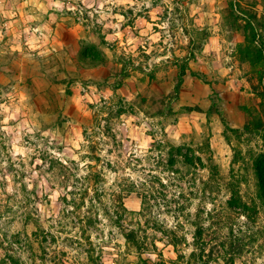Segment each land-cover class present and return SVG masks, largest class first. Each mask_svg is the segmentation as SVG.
<instances>
[{"label": "rangeland", "instance_id": "rangeland-1", "mask_svg": "<svg viewBox=\"0 0 264 264\" xmlns=\"http://www.w3.org/2000/svg\"><path fill=\"white\" fill-rule=\"evenodd\" d=\"M30 1L0 0V264H264V0Z\"/></svg>", "mask_w": 264, "mask_h": 264}, {"label": "trees", "instance_id": "trees-1", "mask_svg": "<svg viewBox=\"0 0 264 264\" xmlns=\"http://www.w3.org/2000/svg\"><path fill=\"white\" fill-rule=\"evenodd\" d=\"M258 56H259V58H261V51H258ZM185 76H186V69L185 68H181L180 69V72L178 73V76H177L176 85L174 87L175 97L176 98L179 97V95H180L181 87H182V85L184 83ZM211 108H212V106H211ZM249 113L251 114L253 112H250L249 111ZM175 157L177 159H175ZM179 158H182L183 161H184V164L187 165V166H193V165H195L194 160L193 159H190L188 157V155H183L181 153V149L180 148H173V149L171 148V150L169 152V162H170V165H177V164H179ZM197 163L198 164H202V161H201L200 158L197 159ZM255 165H256V172H257V175H258V178H259V185H260L261 196L264 199V156L263 155H261L256 160V164ZM141 199H142L141 211L140 212H131L132 214H142V213H144L147 210L146 209L147 197L145 196V194L142 195V198ZM127 239L128 240H131V239H129V237H127Z\"/></svg>", "mask_w": 264, "mask_h": 264}, {"label": "crops", "instance_id": "crops-1", "mask_svg": "<svg viewBox=\"0 0 264 264\" xmlns=\"http://www.w3.org/2000/svg\"><path fill=\"white\" fill-rule=\"evenodd\" d=\"M25 2H21L19 3V5H17V7H13V10H16L17 13H15V20L14 22H16L17 24H20L21 20L26 22V25H28V20L29 17H33V13H34V8H33V3L30 0H24ZM2 4V3H0ZM43 4V3H42ZM38 5V4H37ZM45 5V3H44ZM4 6L1 5L0 8H3ZM0 12H2V9L0 10ZM19 13L20 16L22 17V19H19ZM1 14V13H0ZM1 16V15H0ZM20 21V22H19ZM60 25V24H59ZM71 30H69L70 32ZM87 92V91H86ZM85 97H88L87 95H85ZM123 125L125 126L126 124L123 123Z\"/></svg>", "mask_w": 264, "mask_h": 264}, {"label": "clouds", "instance_id": "clouds-1", "mask_svg": "<svg viewBox=\"0 0 264 264\" xmlns=\"http://www.w3.org/2000/svg\"><path fill=\"white\" fill-rule=\"evenodd\" d=\"M53 6L56 7V8H58V9L62 7V5H60V4H55V5H53ZM118 19L123 20L122 17H119ZM112 27H118V25H112ZM110 39H111V38H110ZM0 107L3 108L4 112H8V111H9L8 107H5V106H3V105H0ZM17 111H18V109H17ZM8 118L11 119L12 117L9 116ZM16 151L19 152V153H21V154H23V149H19V148H18V149H16ZM137 154L140 155V153H137ZM85 163H87V162H85ZM81 167H83V165H81ZM111 182H112V179H111V174H110V175H109V184H111ZM29 187H31V184H29ZM106 187H107V186H106ZM8 191L11 192V191H12V188L9 187ZM194 210H195V209L193 208L192 211H194ZM168 227H173V224H172L171 220H169ZM153 259H155V257H153ZM258 264H260L259 261H258Z\"/></svg>", "mask_w": 264, "mask_h": 264}, {"label": "built area", "instance_id": "built-area-1", "mask_svg": "<svg viewBox=\"0 0 264 264\" xmlns=\"http://www.w3.org/2000/svg\"><path fill=\"white\" fill-rule=\"evenodd\" d=\"M83 90H84V92H86V89H83ZM83 98H86V97L84 96Z\"/></svg>", "mask_w": 264, "mask_h": 264}]
</instances>
